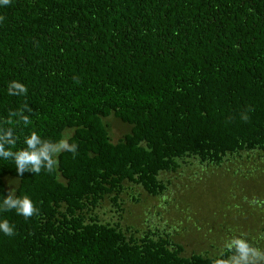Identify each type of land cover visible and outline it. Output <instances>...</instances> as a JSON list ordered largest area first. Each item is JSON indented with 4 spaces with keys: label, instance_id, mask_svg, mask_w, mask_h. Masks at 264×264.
<instances>
[{
    "label": "trees",
    "instance_id": "1",
    "mask_svg": "<svg viewBox=\"0 0 264 264\" xmlns=\"http://www.w3.org/2000/svg\"><path fill=\"white\" fill-rule=\"evenodd\" d=\"M0 16V126L13 127L16 149L32 131L78 145L75 157L59 153L53 173L18 176L0 159V202L15 189L39 210L0 212L15 228L0 231V264H210L214 235L187 254L197 229L152 228L143 203L175 173L190 175L176 196L197 216L210 198L264 199V0H11ZM13 80L26 96L8 94ZM25 105L28 125L10 116ZM113 119L125 128L114 141ZM233 165L257 171L258 185L234 184ZM138 204L139 227L125 220ZM258 208L247 222L219 216L221 242L260 221Z\"/></svg>",
    "mask_w": 264,
    "mask_h": 264
},
{
    "label": "clouds",
    "instance_id": "2",
    "mask_svg": "<svg viewBox=\"0 0 264 264\" xmlns=\"http://www.w3.org/2000/svg\"><path fill=\"white\" fill-rule=\"evenodd\" d=\"M11 0H0V6H8ZM0 16V23L4 21ZM8 94L12 96H26L27 87L16 80L9 82ZM28 106L23 109L10 113L12 117H20L24 125L30 123L29 118L24 115ZM253 109L248 106L240 112V119L247 122ZM9 123V121H5ZM25 147L16 149V136L13 127L0 126V159L4 161L11 160L17 171L18 176H22L26 171L35 175L45 171L53 173L58 167V155L61 152L72 153L73 157L78 154V145L70 143L69 137L61 136L58 140L52 141L42 139L41 136L32 131L24 138ZM16 149V150H14ZM250 206L264 208V199L253 197L248 201ZM15 210L18 215L25 219L38 214V209L32 200L26 195H17L15 189H9L6 196L0 202V212ZM0 231L6 236H14L15 228L7 218H0ZM260 240H264V234L258 238L252 239L247 233L237 232L225 237L222 245L218 248L215 255L211 256L210 264H264V247H259Z\"/></svg>",
    "mask_w": 264,
    "mask_h": 264
},
{
    "label": "rangeland",
    "instance_id": "3",
    "mask_svg": "<svg viewBox=\"0 0 264 264\" xmlns=\"http://www.w3.org/2000/svg\"><path fill=\"white\" fill-rule=\"evenodd\" d=\"M109 122V128L111 129V134H114V136H111V139L114 141L117 138V134L122 133V131L125 129L124 127L121 128L120 124L118 122H116V120H108ZM117 123V125H116ZM191 169L193 167H190ZM197 173L201 176L204 175H209L210 171L214 170L211 167L205 169H197ZM234 172H238V174L235 176V179L237 181L235 182H239V183H234L239 187L245 186L246 183V179L248 178L251 182V184L253 185H258L257 182V178H258V173L257 171H248L247 168H243L241 166H235L233 165V167L231 168ZM228 171V170H227ZM164 177H167L171 180V184L169 185V187L167 188V190H165V192L162 195L156 196L155 200H148L146 202H144L143 204H145L146 206L149 207V209H153L149 214L143 213L144 215H149L148 216V220L147 223L150 224V226L153 228L154 226H157L159 228H162L163 225L165 224V222L167 221L168 223H170V229L175 231V235H180L181 233H184L183 230H181V228L183 227V223L185 224L187 230L186 232L189 230V228H192L193 230L197 229V233L196 231L192 234L189 233L188 235L184 233V235H187L189 237H187L186 241H185V253H189L188 251H190L191 249H199L200 252H202L207 246H209V243H213L209 241V239H207V237L209 236H213L216 239V245H218L219 247L221 246L222 241L221 242V237L219 238L217 236V232H221L220 230L222 229V227L219 225L221 224L220 221L221 219L218 218L219 216L222 215V219L223 222L225 220H229L230 217H236L233 218V220H238V219H242L245 220L244 222H247V216L248 213H251L254 210L249 211V206L250 204L248 203L249 200H251L253 198H247V197H243V199H238L236 202H232V200L230 198H233L232 195H225L224 193V198L222 199H213L210 198L208 201H206L207 205L202 207L201 209H198L201 213V216H197V208H194L193 211L196 210V212H190V207L187 203H185L184 201L180 200V198H177V194L179 192H182L183 188L179 185H177V182L179 180H183L182 175H178L177 173L175 174H164ZM189 176H187L185 179H187ZM218 178V177H217ZM184 179V180H185ZM208 179V178H207ZM219 179V178H218ZM221 179V178H220ZM223 180V179H221ZM242 184V185H241ZM247 185V184H246ZM195 187V186H194ZM193 187V188H194ZM197 191L200 189L195 188ZM236 189V187L234 188ZM135 192H138V190L136 189ZM199 192V191H198ZM201 193V192H200ZM243 193V192H242ZM264 194V192H263ZM124 200L127 199V194L124 193ZM261 196V195H260ZM258 197L260 199H262V197ZM176 197V198H175ZM264 197V196H263ZM175 198V200H174ZM208 199V198H207ZM198 201H200L201 199H197ZM213 201L217 206V213L214 212V205L211 201ZM229 201L232 204H229ZM197 204V203H196ZM247 206V207H246ZM252 207V206H251ZM132 209V212L130 213V215L125 217V220H129V222L131 223H135L137 227L140 226L139 224V220L138 219H144L146 216L144 217H138V213H140L142 211L140 204L138 205H134V208L130 207ZM255 209L257 207H254ZM243 210L245 211V213L239 217V212ZM258 210H260L261 214L259 219L260 222L259 224H257V218L256 216L251 217V225H246L244 228L249 229L247 230V234L248 236L251 238L252 235H255L257 238L259 237V233L258 231H256V228L262 225V223L264 222V208H258ZM248 211V213H247ZM98 213H100V215L104 218V219H108L111 216L113 217V213H111V211H109V206L107 203H105V205L102 206L101 209L98 210ZM190 216V217H189ZM185 221H183L184 219ZM143 221V220H142ZM240 221V220H239ZM234 223L236 224H240L239 222H235V221H230V227H234ZM167 226V225H166ZM252 227V228H251ZM258 227V228H259ZM251 228V229H250ZM164 229H167V227H164ZM256 231V232H255ZM264 234V233H263ZM180 240V239H179ZM181 241V240H180ZM209 241V242H208ZM207 245V246H206ZM259 247H264V240H260L258 243ZM209 250V247H208Z\"/></svg>",
    "mask_w": 264,
    "mask_h": 264
},
{
    "label": "crops",
    "instance_id": "4",
    "mask_svg": "<svg viewBox=\"0 0 264 264\" xmlns=\"http://www.w3.org/2000/svg\"><path fill=\"white\" fill-rule=\"evenodd\" d=\"M246 207H247V206H246ZM250 207H251V206H249V208H250ZM251 209H252V207H251ZM249 211H250V210H249ZM244 212H245V211H244ZM252 212H253V211H252ZM247 213H248V211H247ZM250 222H251V218L249 219V224H248V225H251V223H250ZM258 222H260V221H258ZM258 222H257V224H258ZM220 223L222 224V225H221V224H219L220 226H223V227H225V225H224V224H223L221 221H220ZM242 223H243V222H242ZM225 228H226V227H225ZM251 228H252V227H251ZM251 228H250V229H251ZM222 229H223V228H222ZM245 229H246V228H245ZM221 231H222V230H221ZM256 231H257V229H256ZM256 231H255V232H256ZM222 232H223V231H222ZM243 233H247V231H244ZM251 238H257V237H256L255 235H252V237H251Z\"/></svg>",
    "mask_w": 264,
    "mask_h": 264
}]
</instances>
